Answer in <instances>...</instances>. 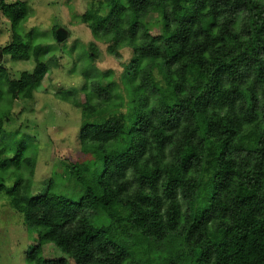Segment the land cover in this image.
<instances>
[{
  "label": "trees",
  "instance_id": "trees-1",
  "mask_svg": "<svg viewBox=\"0 0 264 264\" xmlns=\"http://www.w3.org/2000/svg\"><path fill=\"white\" fill-rule=\"evenodd\" d=\"M0 11L13 30L4 56L37 62L8 92L30 98L45 49L15 29L26 3L1 0ZM82 23L133 59L118 82L107 72L94 79L91 93L94 70L80 79V149L92 161L69 165L79 200L55 180L43 196L31 197L23 178L7 190L38 230L29 261L264 264V0H91ZM14 154L11 164L33 174L35 160ZM47 244L67 257H42Z\"/></svg>",
  "mask_w": 264,
  "mask_h": 264
},
{
  "label": "rangeland",
  "instance_id": "rangeland-1",
  "mask_svg": "<svg viewBox=\"0 0 264 264\" xmlns=\"http://www.w3.org/2000/svg\"><path fill=\"white\" fill-rule=\"evenodd\" d=\"M4 1L28 5V17L20 21L15 29L24 36L31 34L34 44L43 46V62L47 65L40 86L30 98L14 99L8 92L9 81L19 80L24 73L31 74L37 62L33 57L15 61L5 55L0 63L3 68L0 75V118L5 120L0 150L6 148L0 161L7 160V167L0 169V264H35L29 261L28 255L37 244L38 230L26 226L23 215L11 206L7 190L15 185L18 178H23L31 182V197L43 196L50 182L55 180L57 191L65 197L79 200L81 190L70 175L69 165L86 163L88 159L92 161L80 149L84 119L81 103L85 97L80 79L87 70H94L87 74V93L92 92V81L104 72L113 74L108 76L118 82L125 64L133 59V52L127 46L111 49L113 43L96 39L82 23V16L91 0ZM54 28H57L55 33L60 29L67 31L63 42L55 39ZM12 35L11 23L0 11L1 50L11 43ZM92 42L98 49L97 57L89 48ZM156 77L159 79V76ZM93 102L98 103L97 100ZM20 148L24 149V157L35 160L33 174L25 164H21L20 168L11 164L15 151ZM42 257L67 256L53 244H47L43 247Z\"/></svg>",
  "mask_w": 264,
  "mask_h": 264
},
{
  "label": "water",
  "instance_id": "water-1",
  "mask_svg": "<svg viewBox=\"0 0 264 264\" xmlns=\"http://www.w3.org/2000/svg\"><path fill=\"white\" fill-rule=\"evenodd\" d=\"M67 34L68 33L66 30H63V29L58 30L56 33L57 40L60 42H63L66 39ZM3 56H4L3 51L0 49V63L3 60Z\"/></svg>",
  "mask_w": 264,
  "mask_h": 264
}]
</instances>
